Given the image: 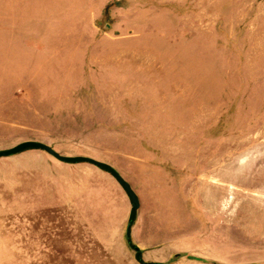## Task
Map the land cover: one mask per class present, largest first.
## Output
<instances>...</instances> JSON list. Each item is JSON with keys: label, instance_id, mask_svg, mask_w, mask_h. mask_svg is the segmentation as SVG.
<instances>
[{"label": "rangeland", "instance_id": "rangeland-1", "mask_svg": "<svg viewBox=\"0 0 264 264\" xmlns=\"http://www.w3.org/2000/svg\"><path fill=\"white\" fill-rule=\"evenodd\" d=\"M25 140L117 170L140 258L108 170L26 148L0 264H264V0H0V150Z\"/></svg>", "mask_w": 264, "mask_h": 264}, {"label": "water", "instance_id": "water-1", "mask_svg": "<svg viewBox=\"0 0 264 264\" xmlns=\"http://www.w3.org/2000/svg\"><path fill=\"white\" fill-rule=\"evenodd\" d=\"M40 148L42 150H44L47 154L53 156L54 158L63 161V162H81V161H86V162H90L93 163L94 165H96L97 167L103 168L105 170H108L117 180L118 182L121 184V186L125 189L130 202H131V206H130V211H129V217H128V221H127V225L125 228V235L126 237H128L130 235V226H131V214L133 212L136 211V209L139 207V200L137 195L135 194V192L133 191V189L131 188V186L128 184V182L126 180H124L121 175L117 172V170H115L111 165H109L106 162L94 159L92 157L89 156H85V155H63L60 154L58 151H56L52 146H50L49 144L45 143V142H41V141H37V140H25V141H21L18 142L17 144L6 148V149H1L0 150V156H8L11 155L13 153L19 152L25 148ZM138 261L140 263H143L142 259H138Z\"/></svg>", "mask_w": 264, "mask_h": 264}, {"label": "trees", "instance_id": "trees-1", "mask_svg": "<svg viewBox=\"0 0 264 264\" xmlns=\"http://www.w3.org/2000/svg\"><path fill=\"white\" fill-rule=\"evenodd\" d=\"M27 148H29V147H27ZM25 149H26V148H25ZM133 220H134V212L131 214V223L133 222ZM127 239H128V243H129V245L135 250V255H136V257H137V258H140V253H141V252H140L139 248H138L136 245L132 244L128 237H127ZM180 255H181V254H175V255H173V256L171 257V260H172V259H176V258L179 257Z\"/></svg>", "mask_w": 264, "mask_h": 264}, {"label": "crops", "instance_id": "crops-1", "mask_svg": "<svg viewBox=\"0 0 264 264\" xmlns=\"http://www.w3.org/2000/svg\"><path fill=\"white\" fill-rule=\"evenodd\" d=\"M76 163V162H75ZM122 189V188H121ZM128 196V195H127ZM60 200H64L63 198H61ZM73 200V199H72ZM139 200V199H138Z\"/></svg>", "mask_w": 264, "mask_h": 264}]
</instances>
